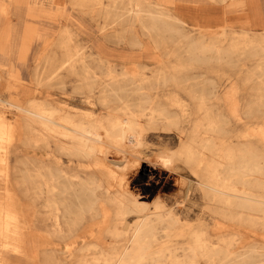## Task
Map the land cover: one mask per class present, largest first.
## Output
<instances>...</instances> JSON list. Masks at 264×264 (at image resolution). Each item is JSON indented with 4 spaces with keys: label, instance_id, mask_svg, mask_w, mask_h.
<instances>
[{
    "label": "bare ground",
    "instance_id": "obj_1",
    "mask_svg": "<svg viewBox=\"0 0 264 264\" xmlns=\"http://www.w3.org/2000/svg\"><path fill=\"white\" fill-rule=\"evenodd\" d=\"M121 1L102 4L100 11L105 13L104 17L111 16L120 24L124 15L117 13L115 2L122 4ZM54 3L65 8L59 0ZM127 4V14L135 17L148 33H160V25L173 30L172 23L181 22L171 10L162 11L151 2L147 3L146 10L140 0H129ZM144 16L149 21L146 22ZM26 30L23 47L32 38L28 26ZM60 33L59 42L67 58L61 68L77 74L76 78L57 81L64 99L74 102L80 97L82 103L92 108L99 106L101 112L82 111L68 105L59 111L51 102L35 97L24 107L15 106L19 125L16 139L33 148L41 146L49 160L36 155L25 158L15 182L8 174L4 175L0 184V220L15 223L27 220L35 230L30 239L33 253L35 257H42L44 264H264V251L252 242L259 228L264 229V153L252 142L227 147L225 118L223 114L211 113L214 105L207 98V90L203 93L198 86L189 88L191 96L197 98L195 116L182 115L186 111L183 108L179 111L172 108L177 103L164 105L154 99L148 91L157 85L176 86L189 81L176 75V70L185 67L183 64L173 66V72L153 78L126 77L124 71L116 73L115 68L109 66L106 77L100 78L93 75L89 64L83 60L78 70L75 54L68 44L69 30L63 29ZM244 37L246 35L242 39L244 45L236 50L240 57L251 55L254 49L253 38ZM198 44V39H193L190 47ZM261 49L260 73L264 70L263 45ZM203 53L190 58L185 65L189 67L210 59ZM53 80L50 76L46 82ZM148 131L177 133L178 149L166 148L158 154V162L178 174L186 172V167L191 168L204 197L220 204L222 207L214 209L233 221L219 228L217 232H223L220 236L215 237L217 232L205 227V220L199 221V227L194 229L191 221H184L159 204L151 210L140 202L139 194L128 189L126 176L120 172L129 166L124 162L118 171L120 174L115 176L112 172L118 179L117 189L102 198L96 193L100 185L93 172L86 178L70 174L57 156V153L67 155L70 163H74V157L87 158L98 168V156L105 153L106 147L140 156ZM13 135L12 123L6 122L0 114V140L10 141ZM242 136L251 134L247 132ZM183 178L182 174V181L186 183ZM193 183L189 180L188 198ZM131 216L136 217L134 222ZM40 229L42 232H37ZM2 248L1 264H9L5 256L7 246Z\"/></svg>",
    "mask_w": 264,
    "mask_h": 264
},
{
    "label": "rangeland",
    "instance_id": "obj_2",
    "mask_svg": "<svg viewBox=\"0 0 264 264\" xmlns=\"http://www.w3.org/2000/svg\"><path fill=\"white\" fill-rule=\"evenodd\" d=\"M120 1L116 0V2ZM140 1L144 10L147 9V3L151 2L162 11L170 9L173 11L178 0H174V3L161 0ZM59 2L63 3L65 8L59 9L52 0H30L29 3L26 0H0V98L5 100V102L0 100V114L6 122L12 123L14 133L10 141L0 140V184L5 174L15 182L18 168L25 158L36 155L37 158L49 160L41 146L33 148L16 139L19 125L16 123L18 112L15 106L24 107L30 100L36 98L51 102L59 111L73 106L82 111L101 112L99 106L89 107L82 103L80 97L74 102L66 101L60 91L57 82L60 78L73 79L77 76L67 71L68 69L61 68L67 63L65 62L67 58L64 56L65 49L59 42L60 32L63 29L69 30L68 44L75 54L78 70L83 60L89 64L93 75L100 78L106 77L109 66H113L116 73L124 71L126 77L153 78L161 77L164 72H173V66L180 67V64H183L185 67L176 70V75L180 79H189V81L176 86L175 84L157 85L148 91L154 99L164 105L172 106V103H177L172 108L178 111L183 108L186 111L182 115L195 116L198 108L197 98L191 96L189 88L198 86L199 91L203 89V93L207 90V98L209 97V102L214 105L212 107L214 111L211 113L223 114L225 118L227 147L234 148L238 143L252 142L264 153V94L262 95L264 90L259 88L262 84L258 83L259 73L254 69L256 60L247 54L240 57L236 51L239 45H244L243 32L250 35H264V31L256 32L232 26L194 28L184 23L180 24L181 22H174L173 30L160 25L159 30H162L160 33H148L135 17L127 14L129 0L121 1L122 4L115 2L118 6L117 13L124 15V20L120 21L121 25L111 16L104 17L105 13L100 11L102 4L110 5L113 3L112 0H76L75 4L70 0H59ZM26 6L31 8L28 11L30 14L34 11L39 14L37 16L27 14ZM144 18L146 22L149 21L147 16ZM28 21L34 24L36 30H30L32 38L23 47L25 24ZM244 38L248 39V35ZM193 39H198L200 44L190 47ZM210 52L213 55L209 54ZM202 53L204 56H210V59L198 61L189 67L185 65L190 58L201 56ZM228 54L232 55L229 57ZM214 56L216 60H213ZM263 75L261 78H264ZM50 76L55 81L48 83L46 81ZM247 132L251 136L244 138L242 135ZM145 138L148 144L145 142L147 145L141 147L140 156L106 147L105 153L98 156L100 159L98 168L94 167L87 158L74 157V163H70L67 155L57 153V156L70 174L77 173L82 178H86L93 172L100 185L96 193L102 198L109 195V191L117 189L118 179L117 177L115 179V176L123 172L128 189L139 194V201L151 210L159 204L179 215L184 221H191L194 229L199 227L201 220H205L207 225L205 227L214 229L215 232L233 222L225 219L214 209L222 207L220 204L211 203L204 197L198 188L197 176L191 168L185 166L186 172L182 173L186 182L184 183L182 174L175 173L158 162V154L163 150L178 149L179 140L176 132L148 131ZM1 157L4 158L3 161ZM122 162L129 165L128 168L125 166L123 170ZM178 164L183 166L181 161H178ZM113 167L115 170L111 169ZM113 171L115 176L112 174ZM189 180L194 182L190 198L187 197ZM28 204L26 200L27 209ZM135 219V216H131L130 220L134 222ZM33 228L27 220L18 223L0 220V264L4 245L7 246L5 256L9 264H44L42 257H35L33 253V243L32 240L30 241L35 231ZM259 231L256 233V238L251 241L264 251V229L259 228ZM37 232L42 231L40 229ZM222 233L217 232L215 237ZM21 238L23 240L20 241Z\"/></svg>",
    "mask_w": 264,
    "mask_h": 264
},
{
    "label": "crops",
    "instance_id": "obj_3",
    "mask_svg": "<svg viewBox=\"0 0 264 264\" xmlns=\"http://www.w3.org/2000/svg\"><path fill=\"white\" fill-rule=\"evenodd\" d=\"M52 1L54 2L55 0ZM161 1L174 3V0ZM26 2L29 3L30 0H26ZM176 2L173 10L174 12H172L182 23L194 28L196 26L202 28L232 26L256 32L264 31V0H178ZM57 6H59V4H56V7ZM60 8L59 6V9ZM30 9V7L27 8L26 6L25 11H27V14L31 16H37L39 14L35 13V11L30 14L28 12ZM26 26L29 27V30H36L34 24H31L29 21L26 22L25 28ZM242 34L244 36L248 35V38L251 37L255 41L254 44L256 43L257 46L254 45L255 50L252 49V54L248 55L250 57L254 55L253 57L256 60L254 64L255 71H258L259 74H262V72L264 74V70L261 73V68L258 70L261 63L260 56L262 53V45L264 47V35H250L246 32ZM262 75H259V77ZM258 83L262 84L259 88L264 90V78H261Z\"/></svg>",
    "mask_w": 264,
    "mask_h": 264
}]
</instances>
